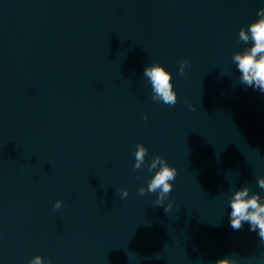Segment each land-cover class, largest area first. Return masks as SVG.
I'll list each match as a JSON object with an SVG mask.
<instances>
[{
  "label": "water",
  "instance_id": "1",
  "mask_svg": "<svg viewBox=\"0 0 264 264\" xmlns=\"http://www.w3.org/2000/svg\"><path fill=\"white\" fill-rule=\"evenodd\" d=\"M261 3L0 0V264L264 262L227 214L234 187L264 197V92L231 55ZM151 62L175 103L152 99ZM137 141L176 167L167 211L137 191L151 174L133 167Z\"/></svg>",
  "mask_w": 264,
  "mask_h": 264
},
{
  "label": "clouds",
  "instance_id": "2",
  "mask_svg": "<svg viewBox=\"0 0 264 264\" xmlns=\"http://www.w3.org/2000/svg\"><path fill=\"white\" fill-rule=\"evenodd\" d=\"M238 38L245 42V47L232 52V59L239 74L238 79L241 84L251 86L264 92V0L256 10V17L250 20L247 26L238 29ZM186 58H181L178 62V71L183 73ZM143 74L147 77L152 92V99L173 104L176 101V91L173 87L171 72L160 62L147 63L143 67ZM192 107V105H189ZM146 146L137 141L133 150V167H147L151 173L145 184H140L137 191L143 194L146 190L155 192V204H163L167 211L172 201L166 200L172 188V181L176 174V167L167 162L160 155H153L150 160L145 159ZM257 183L264 188V174L256 177ZM121 197L128 194L126 187L117 189ZM62 204L58 197L53 201V207L59 208ZM229 223L233 228H240L247 223L249 230L257 232L261 243H264V197L257 191H250L247 184L234 187L227 199ZM27 264H49L47 258L40 253H34L28 258ZM214 264H238L235 258L230 256H220ZM264 264V262H260Z\"/></svg>",
  "mask_w": 264,
  "mask_h": 264
}]
</instances>
